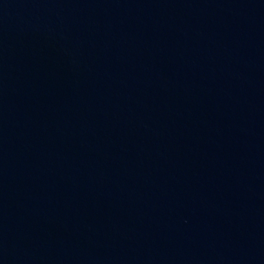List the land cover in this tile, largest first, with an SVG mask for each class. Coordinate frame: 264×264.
Returning <instances> with one entry per match:
<instances>
[{
	"label": "water",
	"instance_id": "obj_1",
	"mask_svg": "<svg viewBox=\"0 0 264 264\" xmlns=\"http://www.w3.org/2000/svg\"><path fill=\"white\" fill-rule=\"evenodd\" d=\"M0 264H264V0H0Z\"/></svg>",
	"mask_w": 264,
	"mask_h": 264
}]
</instances>
